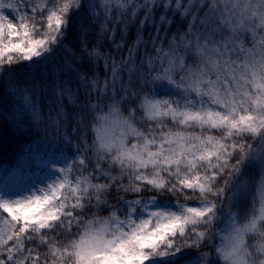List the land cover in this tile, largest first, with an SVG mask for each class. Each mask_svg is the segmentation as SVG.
<instances>
[{"label": "snow or ice", "instance_id": "obj_1", "mask_svg": "<svg viewBox=\"0 0 264 264\" xmlns=\"http://www.w3.org/2000/svg\"><path fill=\"white\" fill-rule=\"evenodd\" d=\"M78 16L89 27L68 49ZM133 28L126 58L100 50L107 38L122 52ZM61 50L63 65L51 69L57 96L74 103L59 82L74 75L84 112H107L95 129L87 115L71 129L86 153L74 186L64 179L43 196L0 201L11 218L0 231V264H164L192 252V264H264L262 182L247 223L233 217L220 246L212 244L225 202L249 191L247 166L264 171V0H0V80ZM162 84L183 100L143 91ZM177 201L176 210L162 206Z\"/></svg>", "mask_w": 264, "mask_h": 264}, {"label": "trees", "instance_id": "obj_2", "mask_svg": "<svg viewBox=\"0 0 264 264\" xmlns=\"http://www.w3.org/2000/svg\"><path fill=\"white\" fill-rule=\"evenodd\" d=\"M81 25L84 28L89 27L87 18L84 16H78L73 21L65 40V46L68 49H72L73 45L77 43ZM98 31V27L92 30L88 36L90 42L94 43L99 38L97 36ZM120 35L118 31L117 43L120 42ZM135 36L136 32L133 28L126 38L125 48L122 52L118 53L114 47H109L112 41L107 38L102 40L100 50L105 53L110 52L117 60L126 58L127 47L135 40ZM244 37L246 46L252 47L250 34H244ZM145 39H147V34H145ZM65 56L66 53L61 50L56 53L53 62H46L36 67H28L27 62L21 63L11 76L0 80V184L6 183L17 172L35 173L42 171L44 160L48 157H59L61 154L73 155L75 153H81L85 157L86 153L83 152V149L77 150V141L71 140V136L74 135L71 129L75 127L76 120L82 115H87L91 129H95L99 126L95 117L106 114L107 109L104 108L99 113L88 114L84 112L85 89L79 85L74 75L71 77L64 75L63 79L56 77L60 83L71 87L75 94V97H72L74 103H69V98L61 100L57 96L53 90L54 77L51 75V69L61 67ZM140 57H143V50H141ZM187 62L191 64V58ZM97 70L99 75L103 77V66L100 65ZM176 79L178 80L179 76ZM164 85L162 84L159 88L150 85L143 91L150 98L156 97L157 93L163 91ZM93 103H95L94 100ZM61 108L66 113V118L59 116ZM90 134L95 136L94 131H91ZM73 171L75 176L80 178L77 175L78 171H82L79 162L74 163ZM262 174L264 175V171L255 164L248 165L245 170L244 179L249 181V191L234 205L239 209V216L245 217L244 221L246 222V215L254 207L253 196L256 184L259 182V175L262 176ZM86 175L87 173H83V176ZM67 191L68 188H65L62 193H67ZM164 199L167 201L168 198ZM178 203H184V201L175 202V204ZM226 206L227 202L224 204V207ZM255 206L258 207V204ZM223 212L218 213L214 226H219L220 218H224ZM5 220L10 221L11 218L0 209V231H8L11 226L9 223H5ZM256 243L258 246L260 242L257 241ZM212 244L213 247L219 246L218 231H215ZM193 258H196L195 252L183 259L167 261L164 264H184ZM213 259L218 258L213 257ZM219 264H224V261L220 259Z\"/></svg>", "mask_w": 264, "mask_h": 264}, {"label": "rangeland", "instance_id": "obj_3", "mask_svg": "<svg viewBox=\"0 0 264 264\" xmlns=\"http://www.w3.org/2000/svg\"><path fill=\"white\" fill-rule=\"evenodd\" d=\"M177 81H179V79ZM155 98H164L177 101L183 100L181 90L177 89L174 84H165L163 91H161V93H157ZM83 158V154L81 153H75L73 155L61 154L59 157H48L45 159L42 171L39 173H15L13 177L6 183L0 184V201L16 203L18 201H27L28 199L34 198L36 196H43L45 193L50 192L53 187L57 186L64 179H67L74 186L73 178L76 176L73 171V165ZM255 165L258 167L257 164ZM260 175L259 182L264 183V180H262V176L264 175ZM65 188H68L67 185ZM64 189H62L61 192ZM230 195L231 194H229V196ZM162 206L167 209H177V204L175 203L166 202ZM159 207H161V205L158 204L157 208ZM238 210L239 209L236 208L235 205H230L227 202V206L223 207L222 211L220 212L221 214L224 211V218H220V222L218 223L219 226H214L215 231H218L219 246L222 243V237L227 235L230 224L233 222V217H235V222L237 224L247 223L244 221L245 217H242L241 215L239 216ZM146 216L147 213H140L141 218H146ZM247 239L248 237H246V240ZM194 259L195 258L186 261L184 264H192Z\"/></svg>", "mask_w": 264, "mask_h": 264}]
</instances>
